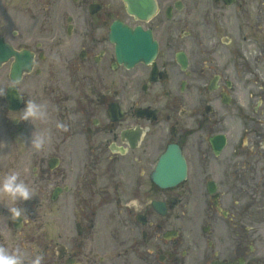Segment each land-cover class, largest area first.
Returning a JSON list of instances; mask_svg holds the SVG:
<instances>
[{
    "label": "flooded vegetation",
    "instance_id": "1",
    "mask_svg": "<svg viewBox=\"0 0 264 264\" xmlns=\"http://www.w3.org/2000/svg\"><path fill=\"white\" fill-rule=\"evenodd\" d=\"M152 2L140 19L122 0H0V43L33 56L16 84L12 59L0 67V176L15 171L34 191L17 202L27 218L12 220L0 198V248L24 264H264V0ZM115 21L129 38L150 33L149 63L117 62ZM28 99L46 106L45 121L18 120ZM171 144L187 178L161 189L150 173Z\"/></svg>",
    "mask_w": 264,
    "mask_h": 264
},
{
    "label": "clouds",
    "instance_id": "2",
    "mask_svg": "<svg viewBox=\"0 0 264 264\" xmlns=\"http://www.w3.org/2000/svg\"><path fill=\"white\" fill-rule=\"evenodd\" d=\"M19 121H45L48 117V111L44 104L38 103L35 100L28 99L24 102L23 109L19 112ZM57 128L65 130L66 126L62 122H58ZM49 137L41 131L35 135H31L30 144L35 149H43ZM34 197V191L30 186L22 180L18 174L13 171L0 176V198H7L11 201V207L7 208L10 213V218H27L25 210L18 206L17 202L29 201ZM42 256L36 255L30 259V264H41ZM0 264H24V258L13 252H9L4 248H0Z\"/></svg>",
    "mask_w": 264,
    "mask_h": 264
},
{
    "label": "water",
    "instance_id": "3",
    "mask_svg": "<svg viewBox=\"0 0 264 264\" xmlns=\"http://www.w3.org/2000/svg\"><path fill=\"white\" fill-rule=\"evenodd\" d=\"M184 169L182 157L176 150L169 149L159 161L157 166L159 174L155 173L151 178L157 184H173L184 177Z\"/></svg>",
    "mask_w": 264,
    "mask_h": 264
},
{
    "label": "rangeland",
    "instance_id": "4",
    "mask_svg": "<svg viewBox=\"0 0 264 264\" xmlns=\"http://www.w3.org/2000/svg\"><path fill=\"white\" fill-rule=\"evenodd\" d=\"M195 178V175L193 176ZM192 183H194V180L191 181ZM58 226V228H60L59 224H56Z\"/></svg>",
    "mask_w": 264,
    "mask_h": 264
}]
</instances>
